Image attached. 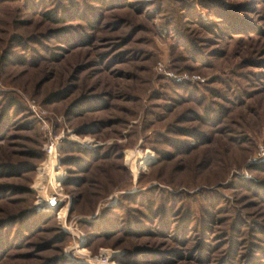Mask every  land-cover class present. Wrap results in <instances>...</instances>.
Masks as SVG:
<instances>
[{"label":"rangeland","instance_id":"374dc122","mask_svg":"<svg viewBox=\"0 0 264 264\" xmlns=\"http://www.w3.org/2000/svg\"><path fill=\"white\" fill-rule=\"evenodd\" d=\"M23 1H0V264H264V0Z\"/></svg>","mask_w":264,"mask_h":264},{"label":"trees","instance_id":"16d2710c","mask_svg":"<svg viewBox=\"0 0 264 264\" xmlns=\"http://www.w3.org/2000/svg\"><path fill=\"white\" fill-rule=\"evenodd\" d=\"M0 1H2V0H0ZM23 2H24V4H26V5H28L29 7L32 8V6L35 5L37 0H24ZM30 10L33 11L35 9L33 8V9H30ZM36 13H37V11H36ZM39 14H41L49 22L62 20V16L60 15V13H58V10L57 11L56 10H52V12L51 11H47V10L39 11ZM12 37L14 38V40H19V36L13 35Z\"/></svg>","mask_w":264,"mask_h":264},{"label":"built area","instance_id":"2783aa9c","mask_svg":"<svg viewBox=\"0 0 264 264\" xmlns=\"http://www.w3.org/2000/svg\"><path fill=\"white\" fill-rule=\"evenodd\" d=\"M180 78V77H179ZM258 160L261 159V160H264V150L261 148L259 154H258ZM56 197L53 196V195H50L46 198V206L47 207H53L55 204H56Z\"/></svg>","mask_w":264,"mask_h":264},{"label":"bare ground","instance_id":"6f19581e","mask_svg":"<svg viewBox=\"0 0 264 264\" xmlns=\"http://www.w3.org/2000/svg\"><path fill=\"white\" fill-rule=\"evenodd\" d=\"M129 157H130V159H131V160H130V162H131V166H132V168H133V170H134V172H135L136 168L142 164V161H141V160H138L137 162H135V161H134V158H133V155H131V154H130Z\"/></svg>","mask_w":264,"mask_h":264}]
</instances>
